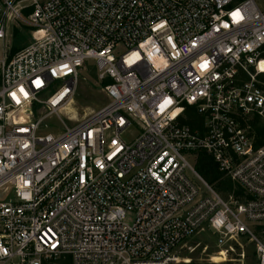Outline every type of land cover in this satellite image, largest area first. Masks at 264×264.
I'll list each match as a JSON object with an SVG mask.
<instances>
[{
    "label": "built area",
    "instance_id": "2783aa9c",
    "mask_svg": "<svg viewBox=\"0 0 264 264\" xmlns=\"http://www.w3.org/2000/svg\"><path fill=\"white\" fill-rule=\"evenodd\" d=\"M14 29L27 43L11 53ZM0 45V264H191L178 252L201 232L217 254L247 238L264 264L255 0H0ZM88 61L106 104L48 130ZM199 152L241 195L197 173Z\"/></svg>",
    "mask_w": 264,
    "mask_h": 264
},
{
    "label": "rangeland",
    "instance_id": "374dc122",
    "mask_svg": "<svg viewBox=\"0 0 264 264\" xmlns=\"http://www.w3.org/2000/svg\"><path fill=\"white\" fill-rule=\"evenodd\" d=\"M255 1L264 10V0ZM88 63L80 69L77 81L73 86L71 94L68 96V100L70 99L72 103H68L62 110H60L58 107L57 112H54L45 119L48 130L54 131L57 129H61L62 123L60 122L59 117L65 124L70 125L75 121L82 119L93 110H97L106 104L107 98L102 90V84L97 78L96 67L93 62L88 61ZM50 93L51 92L47 93L46 96H48ZM43 112V110H39L38 114ZM123 138L125 140L129 139L127 135H124ZM193 166L196 170L195 165ZM209 185H211L215 189L213 184ZM232 186L234 191L238 190L237 186ZM219 193L224 198L227 196L222 192ZM251 229L262 241H264V223L251 224ZM197 243L199 244V246H197L193 252L190 253L188 252L187 247H183L179 249L178 255L183 258L191 259V261L193 262L202 261V263L208 264H257L254 247L252 243L249 242V240L245 237H240L236 239V241H232L233 251L230 250L227 254H225L226 260L219 262L213 260V258L217 256L216 251L219 250V247L216 244L215 235L211 234L210 232H201L194 238H192L188 242L187 246H192ZM241 254H243L244 256L241 257ZM210 259H212V261ZM61 260H59L57 264H60L59 262Z\"/></svg>",
    "mask_w": 264,
    "mask_h": 264
},
{
    "label": "trees",
    "instance_id": "16d2710c",
    "mask_svg": "<svg viewBox=\"0 0 264 264\" xmlns=\"http://www.w3.org/2000/svg\"><path fill=\"white\" fill-rule=\"evenodd\" d=\"M25 32V31H24ZM24 32L14 29L13 43L11 53L19 50L27 43V37ZM264 80V76H263ZM105 81L102 83L104 84ZM187 117L183 120L185 124L194 127L198 125L199 118L197 115L191 113V108L186 110ZM251 130L254 133V145L256 147L264 144V121L259 118H254L251 121ZM195 167L199 175L209 184H213L218 192H222L225 195L230 194L233 190V183L228 177H225L221 171L218 170L216 164L211 157L205 152H199L195 161ZM235 195H241V190L234 191ZM193 264V261H191ZM60 264H69L67 259H63Z\"/></svg>",
    "mask_w": 264,
    "mask_h": 264
},
{
    "label": "bare ground",
    "instance_id": "6f19581e",
    "mask_svg": "<svg viewBox=\"0 0 264 264\" xmlns=\"http://www.w3.org/2000/svg\"><path fill=\"white\" fill-rule=\"evenodd\" d=\"M260 67H261V69H264V63H261L260 64ZM64 98H66V94H65V92L62 91V92L58 93L57 95L53 96L51 98V101L54 102V105H56L57 107H59L60 110H62V109L65 108V106L68 103H72V101L70 99L67 102H62L64 100ZM217 256L213 258V260L216 261V262L226 260L225 253L223 251L220 252V253H218ZM179 258L184 259L182 262H191V259L183 258V257H179Z\"/></svg>",
    "mask_w": 264,
    "mask_h": 264
}]
</instances>
